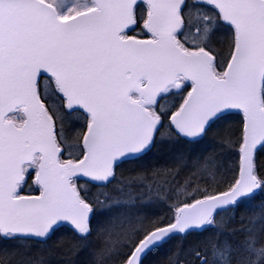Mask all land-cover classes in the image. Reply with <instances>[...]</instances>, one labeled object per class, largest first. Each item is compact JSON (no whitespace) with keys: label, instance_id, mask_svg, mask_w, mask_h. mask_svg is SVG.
<instances>
[{"label":"snow or ice","instance_id":"obj_1","mask_svg":"<svg viewBox=\"0 0 264 264\" xmlns=\"http://www.w3.org/2000/svg\"><path fill=\"white\" fill-rule=\"evenodd\" d=\"M0 264H264V0H0Z\"/></svg>","mask_w":264,"mask_h":264}]
</instances>
